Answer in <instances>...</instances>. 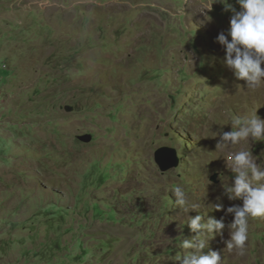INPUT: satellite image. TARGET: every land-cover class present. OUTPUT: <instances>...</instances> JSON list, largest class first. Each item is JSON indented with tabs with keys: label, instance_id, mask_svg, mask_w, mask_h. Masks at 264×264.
<instances>
[{
	"label": "rangeland",
	"instance_id": "obj_1",
	"mask_svg": "<svg viewBox=\"0 0 264 264\" xmlns=\"http://www.w3.org/2000/svg\"><path fill=\"white\" fill-rule=\"evenodd\" d=\"M211 2L0 0V264H179L187 216L202 213L225 224L205 254L264 264V217L243 255L226 249V209L243 201L224 190L226 156L264 165V142L217 149L234 117L264 119V84L225 65L216 37L232 12ZM161 147L178 167L160 169ZM176 186L200 212H183Z\"/></svg>",
	"mask_w": 264,
	"mask_h": 264
},
{
	"label": "clouds",
	"instance_id": "obj_2",
	"mask_svg": "<svg viewBox=\"0 0 264 264\" xmlns=\"http://www.w3.org/2000/svg\"><path fill=\"white\" fill-rule=\"evenodd\" d=\"M216 0H212L206 9H210ZM225 11H231L230 26L227 35L221 32L216 40L225 49L224 63L238 80H244L248 89H256L264 84V0H236L240 10L237 11L228 0H220ZM210 19V17H206ZM228 37L231 39L229 40ZM232 130L217 133L220 136L217 149L235 147L242 141L264 142V119L252 110L246 116H236L231 121ZM216 135V136H217ZM218 158V157H217ZM216 158V159H217ZM226 167L234 174L231 185L225 183L224 190L228 199H241L242 206H231L226 214H233L234 219L228 225L230 239L226 241V249L236 250L243 255L249 238V220L264 217V165L257 164L252 152L246 149L230 152L226 156ZM227 181V177H222ZM176 204L187 214L190 210L200 212L201 205L190 203L183 188L172 189ZM222 210L223 205L217 203L209 211ZM206 213L187 216V224L195 236L191 240H181L179 247L184 250L183 256L173 257L179 264H223L221 253L204 249L215 235H222L225 228L223 218L215 219L204 216Z\"/></svg>",
	"mask_w": 264,
	"mask_h": 264
},
{
	"label": "water",
	"instance_id": "obj_3",
	"mask_svg": "<svg viewBox=\"0 0 264 264\" xmlns=\"http://www.w3.org/2000/svg\"><path fill=\"white\" fill-rule=\"evenodd\" d=\"M155 159L160 169L164 172L178 167L181 162L177 149L172 147H161L158 149L155 153Z\"/></svg>",
	"mask_w": 264,
	"mask_h": 264
}]
</instances>
